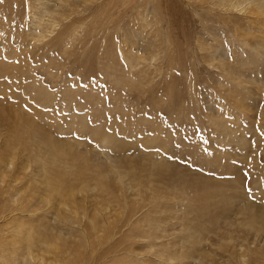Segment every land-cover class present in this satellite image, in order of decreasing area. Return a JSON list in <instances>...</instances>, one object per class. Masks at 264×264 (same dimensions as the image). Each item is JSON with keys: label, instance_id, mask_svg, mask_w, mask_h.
Masks as SVG:
<instances>
[{"label": "rangeland", "instance_id": "obj_1", "mask_svg": "<svg viewBox=\"0 0 264 264\" xmlns=\"http://www.w3.org/2000/svg\"><path fill=\"white\" fill-rule=\"evenodd\" d=\"M103 1L94 0L91 10L86 8L84 0H71L74 6L78 5L72 20L64 22L45 43L36 44L29 50L26 37L33 27L30 10L39 11L38 8L30 9L29 5L42 4L45 0H0L2 156L6 158L17 148L21 154L18 164L23 165L28 154L26 147L30 153L49 157L67 168V172H73L63 174V191L68 194L65 201L63 199L65 208L47 205L41 198L45 192L37 187L31 189L33 179L38 175L34 171V162L29 164L32 170H27L32 171L28 173L29 179L27 175L17 173L15 181L20 190L12 189L10 201L5 200L7 194L1 198L5 202L0 209L6 211L4 215L7 216L1 219L4 231L9 227L6 221L11 216L13 202L27 207L30 212H14L12 215H17V220H10L8 224L19 221L24 230H32V235L38 232L39 224L61 226L63 230L59 220L69 213L66 203L83 224H87L89 215L83 214L81 208L88 207L87 212L92 216L99 207L111 214L110 222L115 227L119 226L116 230L112 226L114 236L112 234L110 245L115 254L110 255L112 261L109 264H161L153 256L146 255L141 263L132 253H125L133 247L140 248L143 255L147 253L141 248L142 243H135L126 236L130 228L128 216L134 209V220L143 215H150L148 220L158 217L160 230L166 232L160 236V242L168 246L166 252L176 259V263L171 264H201L196 259L198 255L190 260L181 257L187 247L184 238L188 235L201 243L202 250L208 254L205 260L208 264H238L240 254L246 256L244 264L249 261L263 264L264 233L257 236L243 223L246 222L248 209L245 204L248 202L258 210L259 216L264 214V22L253 16H231L218 8L215 10L211 0V4L200 0H105V5L110 4L106 7ZM75 21L81 24L72 26ZM130 44V47L126 46ZM224 72L229 73L228 76ZM50 96L51 100L48 99ZM94 132L100 133L101 137L93 135ZM112 138L115 139L113 142ZM100 139L111 140L107 144L112 147L109 145L111 148H108ZM49 140H53L51 144ZM63 141L71 142L70 146ZM98 152L104 155L100 156ZM106 154L118 155L124 162L116 170L129 167L130 175H141L140 178L155 189L159 199L158 213H152L156 200L147 191L143 196H136L138 193L129 189L122 196L114 189V195L126 197L128 204L118 209L113 204L115 210L112 205L100 207L96 202L81 198L84 184L95 185L99 173L106 172L110 176L115 173H110L106 165ZM67 155L69 161L73 158L69 163ZM62 159L67 165L61 162ZM82 164L86 175L80 167ZM73 166L78 168L73 170ZM15 181L3 187H13L17 185ZM125 181L128 185L134 184L126 176ZM73 190L77 197L75 201L70 200ZM92 197L91 201L97 199L94 192ZM241 205L244 208L242 216L238 213ZM119 211L120 214L125 212L124 216L118 215ZM222 216H231L232 228L224 226ZM213 217L216 223L211 220ZM200 222L204 230L184 231L189 224L195 223V227ZM259 223L264 230V223ZM55 242L56 239H48L45 244ZM224 243L229 244L224 246ZM9 244L23 247L17 238ZM103 246V250L107 249L105 244ZM249 249L255 251L248 254ZM79 250L78 259L83 264L81 255H87V251L83 247ZM34 252L40 258L52 260L53 255L46 249H34Z\"/></svg>", "mask_w": 264, "mask_h": 264}, {"label": "bare ground", "instance_id": "obj_2", "mask_svg": "<svg viewBox=\"0 0 264 264\" xmlns=\"http://www.w3.org/2000/svg\"><path fill=\"white\" fill-rule=\"evenodd\" d=\"M9 1V0H8ZM94 0H84L85 4L87 5L86 8L87 9H90L92 10V6L91 4H93ZM101 1V0H100ZM105 1V0H104ZM103 1V3H104ZM108 1V0H107ZM118 1V0H117ZM137 1V0H136ZM135 1V2H136ZM141 1V0H140ZM144 1V0H142ZM59 3V6H58V3ZM87 2V3H86ZM96 2V1H95ZM94 2V3H95ZM99 2V1H97ZM134 2V3H135ZM200 2H203V3H206V2H209L211 4V2L213 3L212 5L214 6L215 10L216 8L220 9L221 12H224L226 14H230L231 16H233V14H238V15H242L244 16V18H248L249 16H253V17H256L257 20L259 22L263 21L264 22V0H200ZM100 3V2H99ZM102 3V4H103ZM111 3V2H110ZM96 4V3H95ZM109 4V3H108ZM106 4V5H108ZM117 4V3H116ZM122 4V3H121ZM136 4V3H135ZM189 4V3H188ZM202 4V3H201ZM105 5V3H104ZM106 5L104 7H106ZM110 5V4H109ZM108 5V6H109ZM125 5V4H124ZM138 5V4H137ZM197 5V4H196ZM24 6V5H23ZM1 7V6H0ZM78 5L77 6H74L73 3L71 2V0H45L44 3H35L34 6L32 5H29V8L30 9H36L38 8L39 11L38 13L37 12H32V10H30V14H31V23L33 25V27H31V29L28 31V34H27V37H26V44L29 45V47L27 49H32L34 47V45L36 46V44H41V43H45L49 38L50 36H52L56 31H58L61 26L63 25L64 22H68L70 20H72V15L74 14H77L76 12V9H77ZM99 7V6H98ZM102 7V6H101ZM129 7V6H128ZM211 7V6H210ZM213 8V7H211ZM213 8V10H214ZM99 9V8H98ZM97 9V10H98ZM107 9V8H106ZM110 10V9H108ZM129 10V9H128ZM131 10V9H130ZM137 10V9H136ZM139 10V9H138ZM144 10V9H143ZM158 10V9H157ZM214 10V11H215ZM99 11V10H98ZM135 13V12H134ZM140 13V12H139ZM145 13V12H144ZM143 14V13H142ZM229 16V15H228ZM30 17V16H29ZM98 18V17H97ZM95 18V19H97ZM152 18V17H151ZM107 19V18H105ZM98 21V20H97ZM159 21V20H158ZM80 21H75L72 26L76 25V24H81V22L79 23ZM96 22V21H95ZM97 23V22H96ZM154 23V22H153ZM156 24V23H155ZM157 25V24H156ZM159 26V25H158ZM75 28V27H74ZM157 28V26H156ZM142 29V28H141ZM140 29V30H141ZM143 29H146V28H143ZM161 29V28H160ZM90 30V29H89ZM134 30V29H133ZM139 30V32H140ZM88 31V30H87ZM164 31V30H162ZM143 32V31H142ZM152 32V31H150ZM155 32V31H154ZM264 32V31H263ZM80 33V32H78ZM77 33V34H78ZM156 33V32H155ZM140 34V33H139ZM146 34V33H145ZM149 34V33H148ZM158 34V31L156 33V35ZM21 35V34H20ZM86 35V34H85ZM162 35V34H160ZM62 36L64 37V35L62 34ZM92 36V35H90ZM142 36V35H141ZM143 37V36H142ZM87 38V37H86ZM130 38V37H129ZM147 38V37H146ZM149 39V38H147ZM25 40V38H24ZM263 39H261L259 42L261 43ZM159 41V40H158ZM130 42V41H129ZM157 43V41H156ZM160 43V41L158 42V44ZM67 44V43H66ZM161 44V43H160ZM125 45V44H124ZM157 46V44H155ZM153 44V46H155ZM263 45V44H261ZM127 47H130L131 44L128 46L126 45ZM125 46V47H126ZM160 46V45H159ZM264 46V45H263ZM158 47V46H157ZM156 47V48H157ZM162 47V46H161ZM168 47V46H167ZM261 47V46H260ZM73 48V47H71ZM203 49V48H201ZM261 54V53H259ZM264 54V53H263ZM213 56V55H211ZM138 57V56H137ZM216 57V56H215ZM257 57V56H256ZM262 57V56H261ZM142 59V58H141ZM213 60V59H212ZM211 60V61H212ZM259 60V59H258ZM226 61V60H225ZM260 61V60H259ZM140 62V61H139ZM145 62V61H144ZM209 62V61H208ZM258 62V61H257ZM261 62V61H260ZM255 63V62H254ZM138 64V63H137ZM211 64V63H210ZM93 65V64H92ZM213 65H215V63H213ZM223 65H225L223 63ZM219 66V65H218ZM217 66V67H218ZM214 68H216L215 66H213ZM212 67V68H213ZM2 68V66H1ZM0 68V69H1ZM136 69V68H135ZM219 70V69H218ZM225 71V69H224ZM221 72H222V69H221ZM227 73V71H226ZM226 73L224 72V75H226ZM229 73H230V70H229ZM228 73V74H229ZM228 74L226 76H228ZM224 78V77H223ZM232 78V77H231ZM230 78V79H231ZM133 81V79H131ZM225 80V79H224ZM129 81V80H128ZM136 81V80H135ZM232 81V80H231ZM230 81V82H231ZM235 81V79L233 80ZM130 82V81H129ZM142 82V81H141ZM222 82H225V81H222ZM229 82V81H228ZM221 83V82H220ZM226 84V83H225ZM224 84V85H225ZM144 85V84H143ZM223 85V84H221ZM125 86V84L123 85ZM130 86V85H129ZM126 87V86H125ZM142 87V86H141ZM139 89L136 87V90ZM145 89V88H144ZM243 89V88H242ZM45 90V89H44ZM47 91V90H46ZM41 92V91H40ZM40 92H38L40 94ZM45 92V91H44ZM37 93V95H38ZM47 93V92H46ZM45 93V94H46ZM42 94V93H41ZM43 97V95H41ZM40 96V98H41ZM39 98V99H40ZM50 97H48V99H50ZM47 100V99H46ZM45 100V101H46ZM51 100V99H50ZM43 102V100H41ZM48 101V100H47ZM32 123V122H31ZM34 124V123H33ZM3 125V124H2ZM29 125H32V124H29ZM26 126V125H25ZM33 126V125H32ZM52 126V125H51ZM73 126V125H72ZM1 128V126H0ZM39 128V126H38ZM20 129V128H19ZM37 129V128H36ZM42 129V128H41ZM55 129V128H54ZM74 129V128H73ZM51 130V129H50ZM2 131V130H1ZM0 131V132H1ZM27 131V130H26ZM32 131V130H31ZM38 131V130H37ZM36 131V132H37ZM40 131V130H39ZM44 131V130H43ZM60 132V131H59ZM38 133V132H37ZM93 133V132H92ZM1 134V133H0ZM41 134V133H40ZM96 132H94L93 135H95ZM100 134V133H98ZM96 134V135H98ZM102 134H105V133H102ZM37 135V134H35ZM39 135V134H38ZM43 135V134H42ZM49 135V134H48ZM52 136V135H51ZM101 137V135H98ZM40 137V136H39ZM42 137H45V136H42ZM1 138V137H0ZM104 138V135L103 137ZM106 138V137H105ZM114 138V137H113ZM112 138V141L109 140L110 139V136H109V139L108 141L106 142V139L104 141L101 140L102 142L104 141L106 146L108 145L107 143H109L110 141L113 142ZM3 139V138H2ZM35 139V137H34ZM47 139V138H46ZM45 140V139H44ZM43 140V141H44ZM40 141V140H39ZM38 141V142H39ZM47 141V140H46ZM50 141H53V140H49ZM58 141V140H57ZM116 141H119V140H116ZM41 142V141H40ZM56 142V141H54ZM66 143V141H63ZM101 142V144H102ZM36 144V142H34ZM47 143V142H46ZM57 143V142H56ZM69 143V142H67ZM66 143V145H67ZM71 143V142H70ZM70 143H69V146H70ZM43 144V143H42ZM51 144V142H50ZM53 144V143H52ZM116 144V143H115ZM127 144V143H126ZM40 145V144H39ZM48 145V143H47ZM46 145V146H47ZM110 145V144H109ZM107 146L108 148L111 146ZM113 145V144H112ZM116 145H120L119 143L116 144ZM9 146V145H8ZM45 146V145H43ZM58 146L60 147V145L58 144ZM62 146V145H61ZM78 146V145H76ZM105 146V147H106ZM10 147V146H9ZM42 147V145H41ZM52 147V146H51ZM56 147V146H55ZM112 147V146H111ZM110 147V148H111ZM121 147V146H120ZM4 148V147H3ZM57 148V147H56ZM72 147H70V150H71ZM115 148V147H114ZM119 148V147H118ZM121 148H124V147H121ZM120 148V150H121ZM135 148V147H134ZM264 148V147H263ZM25 149V152H28V154L26 155V161L24 160L23 162V165H20L18 164L19 160H18V157L21 155L20 154V150L19 149H15L13 148L14 151H10L9 154L6 155V158H4V155L3 151L1 152L2 150V147L0 146V208L1 207V204H3L2 202L4 200H1V198L4 197L5 194H7L5 200L6 201H10L12 199V195H11V191L13 192L12 189L14 188H18L19 189V183H17L15 181L16 179V174L17 173H23L25 174V176L29 175L28 173L29 172H32V171H27V170H30L29 169V164L32 163L34 165V171L38 174L37 176H35V179L34 180V185H32L31 189L34 188L39 190H42V192H45L44 196H42L41 198L44 200V202L47 204V205H56L57 207H64L65 204L63 203V199L65 201V198L67 197L68 194H66L64 191H63V174H68V175H71L70 173H73V172H67L65 169L67 168H63V166L57 162H55L53 159H49L48 158H45L43 156H36L33 154V152L30 153V150L26 149V147H24ZM36 149V148H35ZM48 149V148H46ZM52 149V148H51ZM67 149V148H66ZM117 149V148H116ZM125 149V148H124ZM131 150V148H129ZM128 149V150H129ZM41 150V148H40ZM69 150V149H68ZM74 150H75V147H74ZM86 150V149H85ZM93 150V149H92ZM112 150V149H111ZM110 150V152H111ZM127 150V149H126ZM127 150V151H128ZM44 151V150H43ZM49 152H52L51 150H48ZM264 151V150H263ZM45 152V151H44ZM97 152V151H96ZM94 152V153H96ZM113 152V150H112ZM117 152V151H116ZM122 152V151H121ZM130 152V151H129ZM38 153V152H37ZM60 153V152H59ZM88 153V152H86ZM115 152H113L114 154ZM142 152H140L139 155H141ZM92 154V152L90 153ZM98 154L100 156L104 155L101 154V152ZM116 154V153H115ZM118 154H121L119 151H118ZM62 155V154H61ZM60 155V156H61ZM66 155V154H65ZM64 155V156H65ZM70 155V154H69ZM76 155V154H75ZM151 155V154H150ZM97 156V155H96ZM107 167H109V170H110V173L111 171H114L113 173V176H110L108 175V173L106 172H102V173H97L98 176L97 178H95L94 181H96L95 185L93 184H84L83 187L81 188V192L82 193V197L85 201L89 200L90 202H96V206H104L107 208V206H109V208L111 207V205L113 206L116 205L115 207L118 209L119 207H122L123 204H125V206H128L127 203H125V201L127 200L126 197H119L118 195L115 196L114 195V189H116L115 192H120L121 195L123 196L124 194H127L129 191V189L131 190H135L136 193L138 194H135L136 196H138L139 194L141 196H143V193H145L144 191H147L149 195H151L154 200V207H152L151 210L153 214H156L158 213V209H157V205L159 203V199L157 198V193L154 191L155 189L151 186L148 185V183L144 182V179H141L140 176L137 175V173H134L133 175H130V171H128L127 168H125L124 170L122 171H119V170H116L117 167L119 166L120 163H123L121 160H120V157L118 155H116V157L114 156H110L109 154L107 155ZM143 156V154H142ZM154 156V155H153ZM51 157V155H50ZM55 156L51 157V158H54ZM68 159V155L66 156ZM73 157V155H72ZM78 157V156H77ZM77 157H74V158H77ZM82 157V156H81ZM88 157V156H87ZM145 157V156H144ZM151 157V156H150ZM254 157V156H253ZM58 158V157H57ZM83 158V157H82ZM81 158V159H82ZM97 158V157H96ZM125 160H126V157H124ZM147 158V157H146ZM145 158V159H146ZM154 158V157H153ZM155 158H156V155H155ZM159 158V157H158ZM55 159V158H54ZM73 159V158H72ZM67 161V163L71 162V160ZM79 159V157H78ZM98 159V158H97ZM128 159V158H127ZM144 159V158H143ZM63 160V161H62ZM61 162L63 164H66V161H64V159H62ZM85 160V159H84ZM104 160V159H103ZM149 160V159H148ZM75 164V160H73ZM106 161V160H105ZM124 161V160H123ZM60 162V163H61ZM65 162V163H64ZM84 162V161H83ZM87 162V161H86ZM85 162V164H86ZM126 162V161H125ZM128 162V161H127ZM166 162V161H165ZM21 163V162H20ZM79 163V162H78ZM97 163V162H96ZM95 163V164H96ZM148 163V162H146ZM130 164V162L128 163ZM67 165V164H66ZM71 165V163H70ZM97 165V164H96ZM104 165V163H103ZM105 165V167H106ZM147 165V164H146ZM161 165V164H160ZM65 166V165H64ZM76 166V165H75ZM79 166V165H78ZM78 166L75 168L74 166V169H77ZM83 164L80 166L82 169V172L85 174V172L83 170L84 169V166ZM88 166V164H87ZM101 166V165H100ZM121 166V164H120ZM123 166V165H122ZM129 166V165H128ZM91 167V166H89ZM93 168L96 169V167L92 166ZM103 167V166H102ZM104 167V168H105ZM124 167V166H123ZM122 167V168H123ZM133 167V166H131ZM163 167V166H162ZM175 167V166H174ZM69 168V166H68ZM81 168H80V171H81ZM137 168V167H136ZM70 169H72L70 167ZM69 169V171H70ZM32 170V169H31ZM64 170V171H63ZM88 170V169H87ZM92 170V169H91ZM100 171V169H96V171ZM72 171V170H71ZM78 171V170H77ZM75 172V171H74ZM109 172V171H108ZM135 172V171H134ZM76 173V172H75ZM77 173H80V172H77ZM87 173V172H86ZM22 174V175H23ZM111 174V175H112ZM132 174V173H131ZM34 175V174H33ZM86 175V174H85ZM21 176V175H20ZM125 176L128 177L129 179H131L133 181L134 184H126V181H125ZM131 176V178H130ZM31 177V176H30ZM65 177V176H64ZM22 179H24V175L21 177ZM67 178V177H65ZM80 179V177H78ZM85 178V176H84ZM151 178V177H150ZM155 178L156 175H155ZM20 179V178H19ZM28 179H29V176H28ZM74 180V179H73ZM158 179H156L157 181ZM16 182L17 185L13 186V187H3V185L7 184V183H11V182ZM22 181V180H21ZM32 181V180H30ZM57 181H59V183H56ZM155 181V182H156ZM129 182V181H128ZM150 182V180H149ZM152 182V180H151ZM154 182V180H153ZM28 183H31V182H28ZM65 183V182H64ZM94 183V182H93ZM162 183V182H161ZM14 184V183H13ZM26 184V183H25ZM36 184V186H35ZM83 184V183H82ZM81 184V185H82ZM160 184V183H159ZM22 185V184H21ZM30 186V184H29ZM113 186V187H111ZM115 186V188H114ZM67 187V186H66ZM74 187V186H73ZM78 187V186H77ZM232 187V186H231ZM80 188V187H79ZM147 188V189H146ZM28 189V188H27ZM33 189V190H34ZM72 189V188H71ZM15 190V189H14ZM20 190V189H19ZM32 190V191H33ZM65 190V189H64ZM75 190V189H74ZM73 190V191H74ZM78 190V189H77ZM130 190V191H131ZM25 191V189H24ZM36 191V190H35ZM67 191V190H66ZM159 191V190H158ZM15 192V191H14ZM31 192V191H30ZM92 192H94V197H96L94 201H91L93 200V197H92ZM18 193V191H17ZM68 193V192H67ZM79 193V192H78ZM84 195V196H83ZM128 196V195H127ZM146 196V195H145ZM15 197V196H14ZM13 197V198H14ZM24 197V196H23ZM22 197V198H23ZM92 197V198H91ZM131 197V196H130ZM133 197V196H132ZM163 197V196H162ZM77 197H75V191L74 192H71L70 193V200L72 201H75ZM149 198V197H148ZM152 198V199H153ZM40 199V198H39ZM137 199V197H136ZM165 199V198H164ZM199 199V198H198ZM41 200V202L43 201ZM82 200V199H81ZM82 200V201H84ZM101 202H99V201ZM122 200H124V202H122ZM145 200V199H144ZM166 200H168L166 198ZM79 201V200H77ZM86 201V202H87ZM88 201V202H89ZM5 202V201H4ZM131 202V201H130ZM133 202V201H132ZM144 202V201H143ZM172 202V201H171ZM70 203V202H69ZM150 203V202H149ZM227 203H231V202H227ZM12 204H14L13 208H12V205H11V208H10V212L9 214L11 215L9 218H7L8 220L6 221L7 225H9L8 229L6 228V232L4 231V227H3V223L1 224V219H5L7 216H5L4 214L6 213V211H3V209L1 210L0 209V264H82L78 258H80V250L79 248L83 247L86 249L87 251V255H81L82 257V262L83 264H109L111 263V257L110 255H113L115 254V251H114V248L112 245H110V239L112 238V234L114 236V233H113V230H112V226L115 227L113 225V223H111V214H109V212L107 213V211H104L103 208H97L96 210H92L94 213L92 214V216H90V213L87 212V209L85 207H82L81 209H83V214H88L89 216L87 217V224L84 223L83 224V221L79 218V216H77V214H74L71 212V208L69 206H67V203H66V208H67V211L69 212L68 214H64L65 217L63 220H59L60 224H63V227L65 228L66 226V229L64 231V228L62 230V227L61 226H51L49 224H44V225H41L39 224L40 226L37 228V233L33 234L32 235V230L28 229V231L24 230L23 229V226H22V223L18 221L17 224H13V223H10V220H17V215H12L14 214V212H20V213H28L30 212L29 209L27 207H24L22 206L20 203H15L13 202ZM64 204V206H63ZM85 204V203H84ZM83 204V205H84ZM89 206H90V203H88ZM153 204V203H152ZM41 205V204H40ZM54 205V206H55ZM80 205V204H79ZM131 205V204H130ZM141 205V204H140ZM226 205V204H225ZM232 205V204H231ZM137 206V204H136ZM165 206V205H164ZM196 206V205H195ZM246 208L248 209V212H247V217L245 218L246 219V222L243 223L245 224L244 226L249 228L248 230H250V232H254L257 236H259L260 234L263 235L264 233V230L263 228H261L259 226V222H263L264 223V214H259L257 213V209L254 208V206H252V203L248 202L245 204ZM78 207V206H77ZM91 207V206H90ZM101 207V206H100ZM132 207V206H130ZM135 207V206H134ZM226 207V206H225ZM234 207V206H233ZM45 208V207H44ZM51 208V207H49ZM65 208V207H64ZM73 209H77V208H74L72 207ZM95 208V207H94ZM133 208V207H132ZM245 208V210H246ZM257 208V207H256ZM55 209V208H54ZM79 209V208H78ZM77 209V210H78ZM113 210L114 209V206H113ZM112 210V211H113ZM141 210V209H140ZM231 208H229L228 211H230ZM240 210L238 213L241 215V214H244V208L241 206H239V209ZM58 211L60 212L61 209ZM76 211V210H75ZM118 211V210H117ZM127 211H130V210H127ZM134 211V209H133ZM130 212L129 216H128V222L129 224H127L128 226H130L129 228V233H127V238H130V239H134L133 242L135 243H142V247L144 250H146V254H142L140 252V248H136V247H133L129 252H125V253H132L134 255V257L137 258V260L139 262H143L144 261V258L146 255H149V256H153L155 258L158 259V262H160L161 264H171L173 261V257H172V254L168 255V253L166 252L168 246L165 245L164 243L160 242V236L163 235L164 233H166L165 231H161L160 228H159V222L160 220L158 219V217H154L152 218L151 217V220H148V216L150 215H143L144 217H140V219H137V220H134V217H136V212ZM149 211V210H148ZM150 211V212H151ZM58 212V213H59ZM91 212V210H90ZM114 212V211H113ZM123 212V211H122ZM121 212L120 214V211L118 213V215H123ZM138 212V211H137ZM260 212V211H259ZM264 212V211H263ZM46 213V212H45ZM64 213V212H63ZM228 213V212H227ZM225 213V214H227ZM262 213V212H260ZM113 215V214H112ZM205 215V214H204ZM30 216V215H28ZM115 216V215H113ZM124 216V215H123ZM121 216V217H123ZM203 215H201L202 217ZM238 216V215H237ZM242 216V215H241ZM21 217V216H20ZM23 217V216H22ZM31 217V216H30ZM59 217V216H57ZM63 217V216H62ZM126 217V215H125ZM186 217V216H185ZM184 217V218H185ZM199 217V218H201ZM239 217V216H238ZM85 218V217H84ZM115 218H119V216H116ZM126 219V218H124ZM122 219V221L124 220ZM150 219V218H149ZM168 219V217H167ZM213 219V222H215V218H211V220ZM28 220V219H27ZM115 220V219H114ZM179 220V219H178ZM199 220V219H197ZM232 220L231 219V216H225L223 217L222 216V220L221 222L224 223V226L225 227H229L232 225ZM34 221V220H33ZM85 221V219H84ZM116 221V220H115ZM125 221V220H124ZM127 221V220H126ZM250 221V222H249ZM30 222V221H28ZM189 222V220H188ZM239 222V221H238ZM33 223V222H31ZM121 223H124V222H121ZM126 223V222H125ZM123 224V225H126V224ZM216 223V222H215ZM237 223V221L235 222ZM12 224V225H11ZM26 224V223H25ZM59 224V223H58ZM75 224L78 225V228H74L75 227ZM188 224V223H187ZM195 223H191L188 225L187 229H184V231H193L195 232L197 229H201V230H204L203 227L201 226V222L198 223L199 226H193ZM219 224V223H218ZM217 224V225H218ZM243 224H241L243 226ZM211 225V224H210ZM236 225V224H235ZM193 226V227H192ZM213 226H215L213 224ZM241 226V227H242ZM119 226L115 227V230L118 229ZM192 227V228H191ZM211 227V226H210ZM219 227V226H218ZM56 228V229H55ZM213 228V227H212ZM232 228V226H231ZM33 229V228H32ZM163 229V227H162ZM209 230V229H208ZM225 230V229H224ZM55 231V232H54ZM64 231V232H63ZM207 231V230H206ZM115 232V231H114ZM192 232V233H193ZM207 232H212V231H207ZM62 233H63V236H62ZM122 233H124L122 231ZM183 233V232H182ZM223 233V232H222ZM221 233V236H225V235H222ZM119 234V233H118ZM185 234V233H184ZM224 234V233H223ZM200 235V234H199ZM213 235V234H212ZM254 235V234H253ZM217 236V234H216ZM220 236V235H219ZM218 236V237H219ZM77 237H79V239L76 241L74 239H76ZM182 237V236H181ZM196 237V236H195ZM256 237V236H255ZM16 238L20 241V244L23 246V247H11L9 243H11L12 241L16 240ZM224 238V237H223ZM262 238V237H261ZM48 239H56V242L54 244H51V245H48V244H45V241L48 240ZM184 242H186L187 244V247L185 248V251H184V256H181L183 259H194V257H196L198 255V261L201 262V264H208L207 261H205L208 257V254L202 250L201 248V243H199V241H197L195 238H193L191 235L189 236H186V238H184ZM208 239V238H207ZM234 239V238H233ZM231 239V240H233ZM241 239V238H240ZM257 239V238H256ZM128 240V239H127ZM181 240V239H180ZM202 240V239H201ZM227 240V239H226ZM249 240V239H248ZM121 241H123V239H121ZM126 241V239H125ZM235 241V240H234ZM233 241V244H235V246L237 245L236 243H234ZM221 242V241H220ZM237 242V241H235ZM239 242V241H238ZM241 242V241H240ZM182 243H183V240H182ZM204 243V242H202ZM207 243V242H206ZM230 243V242H229ZM228 243V244H229ZM244 243V242H243ZM105 244L106 248L105 250H103V245ZM225 244V243H224ZM223 244V245H224ZM227 244V243H226ZM224 245V246H227V245ZM221 245H222V242H221ZM232 245V243H231ZM230 245V246H231ZM257 246V244H255ZM215 246V245H214ZM250 246V245H249ZM255 246V247H256ZM260 246V244H259ZM233 247V245H232ZM231 247V248H232ZM237 247H239V245H237ZM245 247V246H244ZM224 248V247H223ZM222 248V249H223ZM226 248V247H225ZM228 248V247H227ZM247 248V246L245 247V249ZM258 248V246H257ZM34 249H37L39 251H43V250H48V254H52L53 257H52V260L51 259H47V258H40L37 254H35L34 252ZM182 249V248H181ZM248 249V248H247ZM169 250V249H168ZM171 250V249H170ZM175 250V249H174ZM235 250H238V249H235ZM240 250V249H239ZM244 251V250H243ZM242 251V252H243ZM247 251V250H245ZM255 251V250H254ZM254 251H251L250 249L247 251V253L249 254L250 252H254ZM83 252V251H82ZM176 253V252H175ZM234 253V252H233ZM262 253V252H261ZM228 254V253H227ZM256 254V253H255ZM246 255V254H245ZM194 256V257H193ZM232 256V255H231ZM178 257V256H177ZM229 257V255H228ZM240 257H241V260H239L237 263L238 264H244L245 263V258L246 256L240 254ZM256 257V255H255ZM214 258V257H213ZM242 258L244 259L242 261ZM181 259V258H180ZM179 259V260H180ZM234 259V258H233ZM258 259V258H257ZM261 259V257H260ZM209 260V259H208ZM219 260V259H218ZM217 260V261H218ZM230 260V259H229ZM232 260V259H231ZM230 260V261H231ZM238 260V258L236 259ZM250 260V259H249ZM185 261V260H184ZM188 261V260H186ZM247 261V260H246ZM264 261V259L262 260ZM235 262V261H234ZM233 262V263H234ZM176 263V261H175ZM195 263V262H194ZM232 263V262H230ZM262 263V262H261ZM174 264V263H173ZM210 264V263H209ZM223 264V263H222ZM249 264H255L253 261H249ZM264 264V263H263Z\"/></svg>", "mask_w": 264, "mask_h": 264}, {"label": "snow or ice", "instance_id": "obj_3", "mask_svg": "<svg viewBox=\"0 0 264 264\" xmlns=\"http://www.w3.org/2000/svg\"><path fill=\"white\" fill-rule=\"evenodd\" d=\"M125 67L127 66V65H124ZM248 191L250 192L251 191V189H248Z\"/></svg>", "mask_w": 264, "mask_h": 264}]
</instances>
